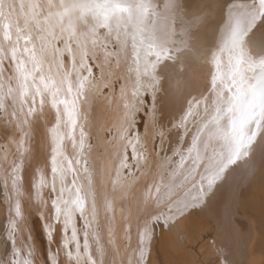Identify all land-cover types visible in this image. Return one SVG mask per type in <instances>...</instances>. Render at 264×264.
<instances>
[{"label":"snow or ice","instance_id":"snow-or-ice-1","mask_svg":"<svg viewBox=\"0 0 264 264\" xmlns=\"http://www.w3.org/2000/svg\"><path fill=\"white\" fill-rule=\"evenodd\" d=\"M143 7L0 0V264H152L162 234L187 245L179 226L208 208L230 223L264 177V0H214L237 74L223 75L225 46L209 50L199 118L195 105L157 109L167 49L137 38L129 21ZM241 90L260 103L238 121ZM211 247V264H238L231 247Z\"/></svg>","mask_w":264,"mask_h":264},{"label":"bare ground","instance_id":"bare-ground-1","mask_svg":"<svg viewBox=\"0 0 264 264\" xmlns=\"http://www.w3.org/2000/svg\"><path fill=\"white\" fill-rule=\"evenodd\" d=\"M127 2L144 4L143 8L134 9L131 14L134 20L129 21L137 32V38L143 36L158 49H167L156 65L153 81L157 109L179 110L195 105L198 106L195 115L199 118L205 109V98L201 94L206 84L205 61L209 50H214L217 45L225 46L223 75L231 79L237 74L233 67L236 55L234 45L225 40L222 31L215 29L218 13L214 0ZM129 15L127 11L123 13L125 19ZM250 53L251 46L245 45L242 58L247 60ZM239 72L242 75L243 69L240 68ZM212 103L216 100L213 99ZM259 103L258 95L241 90L233 104L238 121L247 120ZM97 118L103 134L109 117L101 111ZM198 216L201 221L196 220ZM28 222L37 236L38 246L43 247L36 217L29 216ZM179 231L187 235L188 244L177 239L176 230L162 235L160 242L157 240L153 246L152 264H160V261L162 264H211L214 258L210 242L213 240H206L208 232H212L213 236L216 234L214 242L217 246L232 248L238 264H264V177L258 175L245 186L230 223L222 220L213 208H208L185 219Z\"/></svg>","mask_w":264,"mask_h":264},{"label":"rangeland","instance_id":"rangeland-1","mask_svg":"<svg viewBox=\"0 0 264 264\" xmlns=\"http://www.w3.org/2000/svg\"><path fill=\"white\" fill-rule=\"evenodd\" d=\"M198 218H199V219H198ZM196 220L201 221V218L198 216V217H196ZM168 233H169V232L164 233V234H162V235L164 236V235H166V234H168ZM209 233H211V235H210ZM162 235L158 238L159 242H160V239L162 238ZM205 237H206V240H208L209 242L211 241V239L213 240V241L210 242V244L212 245L213 242H214V240H215L216 234L214 233V236H213V233H212V232H208V234H206ZM207 237H209V238H207ZM212 237H213L214 239H213ZM211 248H212V247H211ZM211 250L213 251V249H211ZM212 251H211V252H212ZM213 258H214V256H213ZM160 264H162L161 261H160Z\"/></svg>","mask_w":264,"mask_h":264}]
</instances>
